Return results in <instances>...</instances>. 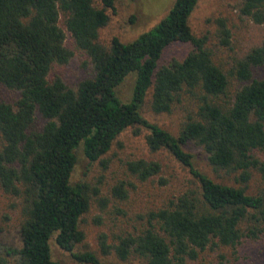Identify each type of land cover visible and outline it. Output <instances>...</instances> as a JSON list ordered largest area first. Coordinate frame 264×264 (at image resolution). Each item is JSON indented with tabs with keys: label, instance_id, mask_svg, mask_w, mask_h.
<instances>
[{
	"label": "trees",
	"instance_id": "16d2710c",
	"mask_svg": "<svg viewBox=\"0 0 264 264\" xmlns=\"http://www.w3.org/2000/svg\"><path fill=\"white\" fill-rule=\"evenodd\" d=\"M115 1L0 0V86L18 93L12 103L0 101V190L21 200L23 217L19 245L4 249L0 264H59L51 256L52 238L76 262L103 264L90 252L75 251L84 240L79 222L90 206L87 186L71 184L75 151L82 146L86 160L95 163L128 128L145 129L148 149L167 150L195 184L149 213L138 235L113 247L120 260L135 256L145 264H188L208 247L234 248L242 240L264 238V79L254 75L264 66V36L224 71L214 62L208 37L194 36L189 26L199 0H174L153 28L128 43L112 38L106 47L98 36ZM240 1L241 16L264 23V0ZM61 20L91 65V76L75 89L57 76L49 78L54 66L73 55L65 47ZM215 37L219 47H230L222 21ZM173 43L191 50L182 60L159 65ZM130 74L131 97L124 103L116 88ZM233 82L238 87L232 89ZM146 99L155 115L189 104L177 136L141 115ZM37 114L43 122L38 129ZM189 143L206 154L217 179L232 184L200 172L183 148ZM126 168L142 182L160 173L157 163L146 160ZM254 176L261 186L249 193ZM111 196L126 197L122 183ZM98 204L105 208L108 200L99 198Z\"/></svg>",
	"mask_w": 264,
	"mask_h": 264
},
{
	"label": "rangeland",
	"instance_id": "374dc122",
	"mask_svg": "<svg viewBox=\"0 0 264 264\" xmlns=\"http://www.w3.org/2000/svg\"><path fill=\"white\" fill-rule=\"evenodd\" d=\"M174 0H116L114 10H106L108 23L100 29L98 42L108 47L112 38L128 43L143 32L157 25L167 14ZM240 0H199L189 18V26L194 36L208 37V47L213 53L214 62L224 71H228L234 59L242 58L251 48L259 46L264 36V23L254 25L239 14ZM94 5L102 8L99 2ZM217 21H222L230 32V47L218 46L215 32ZM65 47L72 57L65 65L54 66L49 78L59 77L71 89L91 76V65L86 55L76 49L69 33L65 31ZM191 50L187 44L173 43L162 53L159 65L172 60H182ZM257 78L264 79V66L254 70ZM134 74H130L117 88L116 95L122 102L131 97ZM232 89L238 87L236 82ZM18 93L0 86V101L12 103ZM148 98V97H147ZM146 99L141 107V115L149 122L177 136L190 112L186 102L176 106L171 114H153ZM36 127L42 120L36 115ZM147 131L143 128H128L113 142L110 150L99 161L89 163L84 157L82 146L75 151L76 164L71 175V184H85L90 198L89 210L81 217L79 228L84 240L76 252H90L103 264H145L143 259L131 256L120 260L114 252L120 240L127 236H136L146 227L147 215L154 212L175 197L190 188L195 180L167 150L150 151L145 143ZM184 150L193 156L195 167L216 182L232 184L229 178L219 180L211 171L206 154L193 143L185 145ZM146 160L160 166V173L147 181H140L130 174L126 164L131 161ZM224 179V180H223ZM229 179V180H227ZM231 180V181H230ZM123 184L126 197L123 200L111 196V189ZM249 193L256 192L261 181L254 176L248 184ZM96 191L98 192L96 195ZM99 198L108 200L105 208L98 204ZM22 202L19 198L4 194L0 190V253L9 247L19 245V227L23 221ZM52 259L59 264L78 263L50 240ZM188 264H264V238L257 241L242 240L234 247H208Z\"/></svg>",
	"mask_w": 264,
	"mask_h": 264
}]
</instances>
